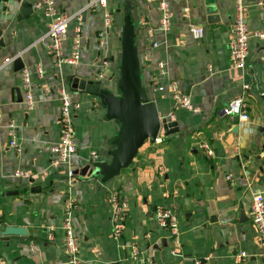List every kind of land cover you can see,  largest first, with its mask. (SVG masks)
<instances>
[{"label": "crops", "instance_id": "obj_1", "mask_svg": "<svg viewBox=\"0 0 264 264\" xmlns=\"http://www.w3.org/2000/svg\"><path fill=\"white\" fill-rule=\"evenodd\" d=\"M12 1L31 4L32 13L22 16L21 5L14 7ZM37 1L0 0V56L18 57L23 64L18 69L12 61L0 69L2 264H68L62 227L67 198L75 202L72 223L80 264H193V258L203 257L209 264H264V251L248 217L252 195H264V40L251 36L245 72L232 68L228 44L234 0H165L171 11L167 30L159 29L160 0H105L94 10L86 8L88 0H54L65 16L80 14L79 59L60 68L48 58L51 18L33 8ZM245 3L249 30L264 29L255 0ZM116 7L132 10L140 74L149 98L159 116L176 121L178 130L169 135L160 131L154 143L146 141L133 163L106 183L98 176L68 177V170L90 164L91 151L98 154L97 161H108L107 150L113 147L119 127L117 120L105 117L99 96L71 88L77 78L115 89L120 49L112 19ZM105 11L111 14L108 25ZM76 24L73 18L68 22L63 42L67 53ZM190 25L203 27L202 36H193ZM158 62L163 64L162 73ZM37 65L41 77L35 74ZM22 70L29 72L31 109L23 103ZM171 81L196 111L172 108ZM241 82L249 89L244 90ZM62 86L80 103L72 116L77 152L53 166L49 148L60 135L58 89ZM238 97L247 102L245 121L221 112ZM10 119L18 128L17 149L8 143ZM202 143L212 149L211 156L200 148ZM16 170L23 175L17 176ZM111 189L120 191L129 203L120 238L111 234L106 199ZM157 207H170L179 214L178 254L169 251L171 237L154 217ZM7 226L22 227L26 234L4 235ZM131 244L139 250L136 259L130 257ZM239 251L246 252L240 261L234 257Z\"/></svg>", "mask_w": 264, "mask_h": 264}, {"label": "built area", "instance_id": "obj_2", "mask_svg": "<svg viewBox=\"0 0 264 264\" xmlns=\"http://www.w3.org/2000/svg\"><path fill=\"white\" fill-rule=\"evenodd\" d=\"M258 8L260 9L262 19L264 20V0H255ZM104 6L105 0H88L86 8L94 10L96 6ZM33 8H39L42 14L51 18L48 36L49 43L47 45V54L50 62L56 67L72 66L77 63L81 50L80 46V14L77 13L71 17L62 14L59 9L55 6L54 0H38L33 5ZM158 8L160 11L159 29L167 30L170 26L171 11L167 1H158ZM248 8L245 0H234V14L230 27V39L228 44V52L231 59V66L234 69L245 72L247 66V58L249 54L248 43L251 36H255L258 39L264 40V29L250 31L247 25ZM73 18L76 21L74 28V36L70 44V51L67 53L64 50L63 42L66 37V31L69 20ZM111 14L105 11V23L108 25L111 22ZM190 32L193 36L199 37L204 33V28L193 25L189 26ZM155 46L156 42H152ZM14 58L8 56H0V69L10 64ZM107 60L103 59L102 64H106ZM157 68L159 73H162L163 64L158 62ZM208 70L211 71V66H208ZM35 74L38 77L43 75L41 66H35ZM21 78L23 83V103L26 109H31L34 104L31 81L29 78V72L26 70L21 71ZM155 85L156 79H154ZM169 91L172 98V108L185 109L189 111H196V107L190 101L189 97L178 87L175 81L169 83ZM249 84L241 82V87L244 90L249 89ZM158 89H162L158 86ZM264 94V87H263ZM59 99V126L60 135L56 143L52 144L49 148L51 160L50 164L57 166L69 158H71L77 152V142L75 140V134L72 123L73 114L79 110L80 103L72 99L70 90L66 86H62L58 89ZM221 112L224 115L233 116L236 115L240 121L248 119L247 114V102L243 97H238L231 100L227 106H225ZM9 133V146L17 149V137L18 128L13 119H10L7 124ZM200 148L204 150L207 156L212 155V149L206 144H200ZM98 154L95 151L90 152V164L94 165L97 162ZM17 176H22L20 171H15ZM68 177H71L73 173L71 170L67 171ZM108 206L111 212V234L116 238H120L123 233L125 221L129 215V203L123 198L120 191L111 189L108 191L106 196ZM74 199L67 198L64 204L62 214V227L64 232V252L67 258L68 264H80L79 259V240L74 232L72 223L73 210H74ZM154 217L158 225L165 230L169 237H171L172 247L170 253L178 254L177 250L180 246L179 241V214L170 207H157L154 210ZM248 217L252 225L257 232V241L259 247L264 251V195L261 192H256L252 195ZM51 239V235H49ZM130 257L133 259L138 258L139 250L136 245H129ZM235 259L240 261L246 257L245 251H239L234 255ZM193 264H209L208 257L193 258ZM0 264L2 259L0 258ZM141 264H147L142 262Z\"/></svg>", "mask_w": 264, "mask_h": 264}, {"label": "water", "instance_id": "obj_3", "mask_svg": "<svg viewBox=\"0 0 264 264\" xmlns=\"http://www.w3.org/2000/svg\"><path fill=\"white\" fill-rule=\"evenodd\" d=\"M20 14L25 16L32 13L31 4L18 1ZM113 23L119 31L118 79L114 90L92 85L82 79H73L72 89H83L99 96L105 106V117L115 119L119 127L112 139L113 147L107 150L109 160H99L93 166L84 165L81 169L73 170L74 175L98 176L100 182L106 183L130 166L138 150L148 141L154 143L160 131L164 135L177 132V122L159 116L156 104L149 98L145 82L140 74L139 53L135 42V26L131 9H114ZM0 40V46H2ZM18 69L23 68L21 60H13ZM255 80L257 77L254 76ZM187 202V201H186ZM243 212H240V217ZM4 235L26 234L22 227L7 226Z\"/></svg>", "mask_w": 264, "mask_h": 264}]
</instances>
